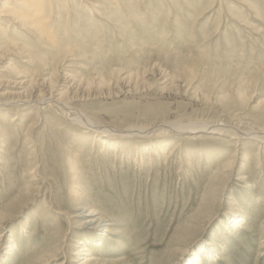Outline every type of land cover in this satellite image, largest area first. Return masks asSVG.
<instances>
[{
  "label": "rangeland",
  "instance_id": "1",
  "mask_svg": "<svg viewBox=\"0 0 264 264\" xmlns=\"http://www.w3.org/2000/svg\"><path fill=\"white\" fill-rule=\"evenodd\" d=\"M66 1L71 8L69 17L74 15L78 20V33L74 30L70 43L81 53L68 68L56 71L53 83L66 72L84 81L93 77L98 81L114 78L116 70L134 73L159 67L173 73L174 63L180 61L184 75H196L200 83L206 81L214 88L199 89L200 95L206 96L200 99L181 89H163L152 73L143 78L145 85L133 92L112 89L109 84L98 95L73 104L81 113H75V117L81 119L83 114L89 122L82 127L73 125L70 116L63 117L59 111L44 114L50 123L58 122V126L51 128L32 110L0 107V209L9 201H18L16 197L28 183L27 168L35 165L40 176L27 187L26 201H18L0 224V264L32 262L36 254L45 250L53 224L67 230L60 245L67 258L60 257L49 264L81 261L84 255H74L79 245L73 240L91 232L77 229L79 220L73 214L70 227L63 217L82 205L77 207L66 198L69 178L65 157L75 155L91 195L90 202L109 220L112 229L110 235L98 232L107 240L100 248L90 249L98 262L191 264L198 247L208 244L217 255L206 260L203 254L196 253L202 257L201 264H264V145L246 139L250 131L264 134V0H132L137 9H133V17L127 12L125 19L105 8L88 14L87 10L94 9L91 0ZM80 14L84 16L85 28ZM109 14L107 18L105 15ZM0 26H5V22H0ZM17 45L19 49L28 47L21 41ZM38 51L46 70L42 68L38 73L33 65L27 67V78L38 80L52 72L53 53L43 48ZM0 52L2 93L23 67L15 52ZM111 71L115 72L112 76ZM12 119L15 121L11 123ZM172 120L199 121L209 127H219L220 123L227 136L230 134L235 140L200 135L195 141L179 142L180 147L166 162L160 160L151 165L146 158L140 165L133 159L123 161L112 153H99L96 146L91 149L92 142L75 137L94 131V126L125 130ZM37 121L27 135L26 128ZM170 141V148H174L177 140ZM194 149L218 156L211 160L207 155L194 156L188 160L183 152ZM228 156L234 157L230 160L233 166L229 164L223 172L225 176L221 173L213 180ZM230 215L242 216L244 226L227 228ZM9 241L17 247H9Z\"/></svg>",
  "mask_w": 264,
  "mask_h": 264
},
{
  "label": "bare ground",
  "instance_id": "2",
  "mask_svg": "<svg viewBox=\"0 0 264 264\" xmlns=\"http://www.w3.org/2000/svg\"><path fill=\"white\" fill-rule=\"evenodd\" d=\"M91 1L95 3L92 6L94 7V9L91 8V10H87L89 12L88 14H90V12H94L95 10L97 13L98 10L99 11L102 10L101 8H105V9H109L110 11H113V13L115 14L114 16L118 15L120 16L121 19H125L127 18L126 17L128 14L127 12H129L132 16L134 15L135 12V10L133 9L135 8L137 9V6H135V4L132 3V0H91ZM66 3H67L66 0H3L1 2L0 22H5V26L3 27L0 26V51L3 52L10 50L11 52H13V54L15 52V55L19 56L20 64L22 65L23 68H21L16 73V76L12 80V82L8 80L9 82L7 83L8 85H6V88L8 87L9 89L6 92L0 93V97L3 98V101L0 100V107L14 106L16 109H19L23 112L32 110L35 112V114L38 117L42 119H45L44 114L47 111H53L56 113H58L57 111H59L63 117L70 116V122L73 125L82 127L84 125L86 126L89 122L87 121V119L83 114H82L83 118L81 117V119L75 117L76 116L75 113H77L78 111H76L73 108V104L78 100H82L86 97L88 98L98 95L101 92V90L105 86L106 87L109 86V84L111 85V87L110 86L109 87L112 89H118L119 91H124L125 93L133 92L139 90L140 86H144L145 82L143 78L149 76V73L150 74L152 73V75L155 76L156 83L159 86H161L163 89L167 87L177 88L178 90L181 89L188 95L194 97L199 96L200 99L201 97L204 99V97L206 96L200 95L199 89L208 88L213 90L214 87L209 85V83H206V81L200 83L198 80H196L197 77L196 75H195L196 77L194 76L193 78H192L193 75H191V73H189L191 76L184 75L185 72L181 66L183 64H181L180 61H176L174 63L173 67L175 68L174 69L175 71L173 70V73L172 71L171 73H169L167 70L161 69L159 67H153L150 70L146 69L144 71L141 72L137 71L134 73H129V71L128 72L125 71L126 74L123 73L124 70L123 71L121 70L122 73H120V70H116L117 76H114V78L101 79L98 81L97 78L93 77L88 79L87 81H84L79 77L71 75L70 73L66 72L61 74L62 76H60L59 80H57L56 83H53L54 81L52 80V76L55 75L56 71H58L59 68L60 70L62 68L63 69L68 68V66H70V64H72L76 58H78L76 55H78V53H81L80 49L79 52L78 50L75 51L76 48H74L73 44L70 43L71 42L70 40L72 39L71 34H74V30L75 33H78V30H76V26L78 25L76 22L78 20H75V18H73L75 17L74 15H71L73 17H69L70 13L68 12V10L70 11L71 8L68 9ZM118 12L121 14H118ZM113 13L110 14L112 15ZM77 14L78 13H76L75 15ZM104 14H105V10H104ZM110 14L108 16L107 15L105 16L107 18H110ZM101 16H103V13ZM118 16L117 18H119ZM83 17L81 16V20H80L82 21L81 25H83V19H82ZM53 19H55V21ZM86 21L89 22L90 20L88 19ZM119 23L117 22V24ZM122 24L118 26H121ZM100 25H101L100 27H104V24H100ZM84 26L86 27L87 25H83V27ZM96 26H97V22L95 24V27ZM95 27L93 26L92 28ZM96 35L98 37V34ZM20 41L26 44L28 47L25 49L16 48L18 47L17 43H19ZM89 43L91 44V42ZM40 44L43 46H41ZM91 47L93 48V46ZM42 48L45 50V52L53 53L51 58L52 62L50 65L52 72L50 74H45L46 76L42 75V77H40L38 80H36L33 77L27 78L26 76H24L25 73L24 70L27 67H31L33 65L38 73L39 71H41L42 68H43L42 71L46 70L44 66L46 64H44V61H42V59L39 57V54H37V52H39L38 50ZM84 49L87 50V48ZM95 52L97 54L96 49ZM126 66L128 65L126 64ZM35 70L33 72H35ZM190 70H192V68ZM63 71L64 70H62L61 72ZM93 72L95 71L93 70ZM114 73H115L114 71H111L110 76L114 75ZM35 76L36 74L34 75V77ZM1 84L2 82H0V86ZM78 113L81 114L80 112ZM83 119H85V122L83 121ZM14 121L15 119H12L11 123ZM38 121L35 124H31L29 127L26 128L27 135L36 126V124H38ZM48 122L49 125L51 124V128L58 126L57 121H53V123H50L48 118H46L45 124ZM91 125L92 124H90V126ZM211 126L209 127V124L201 123L199 121L196 122V121H179V120L162 122L160 124L148 128L130 127L125 130H115L113 128L94 126L93 127L94 131H88L87 133L83 132L80 133V135H75V137L76 138L78 137L79 140L85 143L92 142L91 144L93 145L91 149L93 148V146H96L98 148L97 150L99 153L102 152L112 153L123 159V161L125 159L127 161L133 159L134 162L139 163L140 165L144 164V161L147 158L148 160L147 163L152 165L160 160H164L166 162L168 158H170V156L175 152L176 148L180 147L179 142L185 143V141L187 142L195 141L199 138L200 135L209 134V135H216L218 137L228 138L230 139V141L235 140L234 137L233 138L230 137V134L229 137L227 136L228 132L220 128L221 126L220 123L219 125H217L219 127H215L214 125H213L214 127ZM259 131H261V129H259ZM243 135H245V133L244 134L242 133V136ZM29 136L27 138H29ZM247 136H249L247 138L245 136L247 141L250 140L251 142L264 145V134L257 133L256 131L251 133L250 131V133H247ZM131 139L132 140L137 139V141H131ZM172 139L177 140L174 148H170V144L172 143V141L170 140ZM146 142H148L149 144L147 147L144 146ZM235 152L237 151H234V154ZM183 153L185 157L188 158V160L192 159V157L194 156L199 158L202 157V155H207V157L210 158V160L212 157L218 156L217 153L208 152L205 150H197V149ZM229 156H228L229 159H225L222 162V164H220L221 166L219 165V168H217L216 170L217 174L213 177V180H215L218 174L221 175L222 173L223 175V172L226 171L229 164L231 165L230 160L232 157L230 158ZM79 165L80 164L78 162L77 155L73 157L72 156L65 157V167H66L67 176L69 178L68 187L66 189V194H67L66 198L69 199L74 204H77V207L80 206L79 203H82L83 206L81 205L79 209L77 210L75 209L76 211L75 213L71 212L70 214L64 215L63 217L65 221L69 224V227L70 224L72 225V223H70V219L73 217L79 220L78 221L79 223L76 226L77 229L85 230V232H91L89 234L87 233L88 235L85 234V237L83 238L75 237V239L73 240V243L79 245L77 252L74 255H76L77 257L84 255L81 261L77 264H104L98 262L97 259L89 252H91L90 251L91 248L92 249L100 248L101 246H103L104 240H107L104 237H100V235L98 236V232L105 231L106 233L107 232L109 233L108 235H110L111 233L110 231L112 229L110 230L111 227L109 224L110 223L109 220H105V217L102 216V214L98 211L97 207H95L90 202L91 195L85 185L83 170ZM27 169L28 172L25 175H27L26 177H28L27 178L28 183L24 185V189H22V194L16 197L19 202L26 201L25 199L27 196L24 197V193L27 190V187L29 186V184L33 185L32 182H35L37 178L40 177L38 173L39 169L37 170V167L35 165ZM222 178L223 177H221V181ZM15 201L16 203H18L17 200ZM83 201H87L86 205L83 204ZM9 203L7 204V206L5 205L4 208L0 209V224L7 217L10 211L14 209L16 205L15 202H12L11 204ZM46 208L47 209L49 208L47 204H46ZM55 214H59V213H55ZM71 214H73L72 217H70ZM228 217H229L228 224L230 225V227L227 228L229 229H235L237 226H244L243 224H245L243 223L245 220L242 216L239 217L238 215H230ZM105 222H108V224L104 225ZM54 226H56V224L51 225V227L53 228L50 229V233L45 240V245H46L45 250H43V252H41L40 254H36L34 260H31L32 262L28 261V264H33L34 262L35 263L37 262L38 264H49L50 262L53 263L59 260L60 257L63 258V260H65V257L67 258L65 251L62 250L60 246L67 234V230L62 229L61 225H58L57 227ZM14 245L15 244L9 241V247L16 248L17 245L15 246ZM196 253L203 254L202 257L206 260L213 259L214 256L217 255V252L214 251L212 248H210L208 244L199 246ZM195 254L192 257V260L190 261L192 262L191 264H201L202 257H200V255L198 254H197L198 256H196ZM60 264H64V262L62 261Z\"/></svg>",
  "mask_w": 264,
  "mask_h": 264
}]
</instances>
